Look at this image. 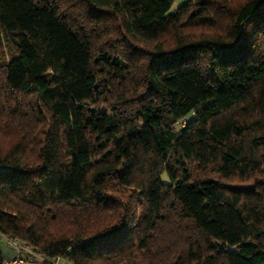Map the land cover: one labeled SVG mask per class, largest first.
<instances>
[{"label":"trees","instance_id":"1","mask_svg":"<svg viewBox=\"0 0 264 264\" xmlns=\"http://www.w3.org/2000/svg\"><path fill=\"white\" fill-rule=\"evenodd\" d=\"M61 1L0 0V236L264 264V0Z\"/></svg>","mask_w":264,"mask_h":264},{"label":"rangeland","instance_id":"2","mask_svg":"<svg viewBox=\"0 0 264 264\" xmlns=\"http://www.w3.org/2000/svg\"><path fill=\"white\" fill-rule=\"evenodd\" d=\"M184 1L185 0H172V5L169 8V11L175 10L176 7ZM232 1L238 2V0H232ZM79 5L80 4L77 0H62L61 1V6H62L61 8H64L65 10H73L72 12L75 14H80V12L78 10L83 11V8L80 9ZM217 21H218V25H219L218 28H220V26L226 25V20L224 19L223 15H222V17H221V15H219V16L217 15ZM189 29H193V28L191 27ZM103 39H101V40H103ZM129 54H131L129 56V59L131 58V56L135 55V53H129ZM133 58H135V57H133ZM31 97H32V95H27V99H30ZM21 100H22V98H21ZM19 106H20V109H22V111L26 112L28 115L32 112H33V114L35 113L33 110H30L31 106L26 107V109L24 108L25 107L24 103H20ZM23 108L25 110H23ZM4 137H6V136H4L3 134H0V143L2 145L7 144V139ZM0 249H1L2 253L4 254L5 264H6V262L8 263L9 260L15 258V256H16V258H21L22 256H20L19 254H22L25 257H22L20 259L21 261L18 264H47V263H49V264H72L70 261H68L67 259L62 258V257H55L53 259H46L42 254H40L38 251H36V249H34L31 245L24 244L22 242H17V241H16V244H13L4 235H1V237H0ZM47 260H50V261L48 262ZM28 261H30V262H28Z\"/></svg>","mask_w":264,"mask_h":264},{"label":"built area","instance_id":"3","mask_svg":"<svg viewBox=\"0 0 264 264\" xmlns=\"http://www.w3.org/2000/svg\"><path fill=\"white\" fill-rule=\"evenodd\" d=\"M9 240H10V242L11 243H13V244H16V240H14V239H10V238H8ZM21 258H13V259H11V260H9V262L7 263L6 262V264H18L21 260H20ZM47 264H49V263H47Z\"/></svg>","mask_w":264,"mask_h":264},{"label":"crops","instance_id":"4","mask_svg":"<svg viewBox=\"0 0 264 264\" xmlns=\"http://www.w3.org/2000/svg\"><path fill=\"white\" fill-rule=\"evenodd\" d=\"M1 237V236H0ZM14 255V254H13ZM10 256V255H9ZM29 262V261H28ZM27 263V262H26Z\"/></svg>","mask_w":264,"mask_h":264}]
</instances>
